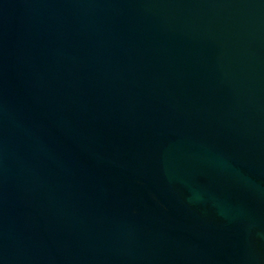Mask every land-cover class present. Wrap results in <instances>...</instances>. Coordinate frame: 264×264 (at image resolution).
<instances>
[{"label":"water","instance_id":"95a60500","mask_svg":"<svg viewBox=\"0 0 264 264\" xmlns=\"http://www.w3.org/2000/svg\"><path fill=\"white\" fill-rule=\"evenodd\" d=\"M0 264H264V0H0Z\"/></svg>","mask_w":264,"mask_h":264}]
</instances>
